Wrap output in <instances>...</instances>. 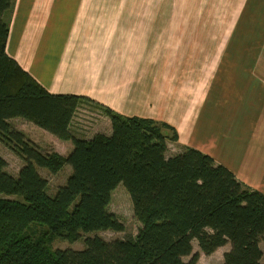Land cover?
<instances>
[{"label": "trees", "instance_id": "trees-1", "mask_svg": "<svg viewBox=\"0 0 264 264\" xmlns=\"http://www.w3.org/2000/svg\"><path fill=\"white\" fill-rule=\"evenodd\" d=\"M14 0H0V141L22 159L17 173L0 154V264H198L229 243L222 264H264V192L237 179L231 169L198 148L181 145L175 127L98 104L111 131L80 137L71 130L83 94L51 92L5 49ZM22 117L72 141L66 154L43 150L12 119ZM71 171L53 192L38 167ZM122 183L140 225L135 234L106 239L96 233L122 231L109 209ZM61 237L83 239L81 248L56 247Z\"/></svg>", "mask_w": 264, "mask_h": 264}, {"label": "crops", "instance_id": "crops-1", "mask_svg": "<svg viewBox=\"0 0 264 264\" xmlns=\"http://www.w3.org/2000/svg\"><path fill=\"white\" fill-rule=\"evenodd\" d=\"M5 49L49 91L164 120L170 150L264 192V0H14Z\"/></svg>", "mask_w": 264, "mask_h": 264}, {"label": "rangeland", "instance_id": "rangeland-1", "mask_svg": "<svg viewBox=\"0 0 264 264\" xmlns=\"http://www.w3.org/2000/svg\"><path fill=\"white\" fill-rule=\"evenodd\" d=\"M91 98V97H90ZM92 99V98H91ZM74 121L71 122L72 132L80 137H90L98 131L109 132L110 125L107 122L105 116H107L102 109L98 106V102L95 100L83 101L79 103V107L76 109ZM108 117V116H107ZM26 120V119H25ZM15 126L28 128L27 124L22 117H15L12 119ZM30 132V131H29ZM33 136V140L40 145L43 150L56 151L60 154H66L71 140L60 138L56 135L50 134L48 131L42 129L33 130L30 132ZM173 143V142H169ZM72 144V143H71ZM177 146L172 144L169 148L174 149ZM71 149V148H70ZM0 154L6 159V169L11 173H17L19 167L22 164V159L16 155L8 146L0 141ZM40 173L48 179V190L53 192L56 187L63 183L71 171L69 164H65L61 169L56 172H51L47 168L38 167ZM109 209L115 212L118 217L124 222V229L122 231H115L111 229H105L97 231L99 235L106 239L114 237H123L130 234H135L138 226L140 225L139 220L135 217L132 207V202L126 187L119 183L112 192L111 200L109 203ZM50 245L52 248L56 247H73L81 248L84 245L83 239H78L70 242L61 237L54 238ZM229 243H226L210 254L203 253L196 240H193V251L199 252L198 264H222L223 251L228 249Z\"/></svg>", "mask_w": 264, "mask_h": 264}, {"label": "built area", "instance_id": "built-area-1", "mask_svg": "<svg viewBox=\"0 0 264 264\" xmlns=\"http://www.w3.org/2000/svg\"><path fill=\"white\" fill-rule=\"evenodd\" d=\"M75 112H77V111H75ZM74 117H75V114L73 115V118H74ZM73 118H72V121H74ZM72 121H71V122H72Z\"/></svg>", "mask_w": 264, "mask_h": 264}]
</instances>
